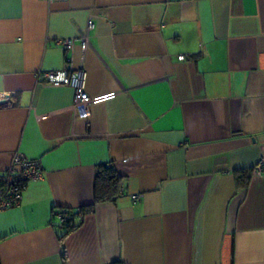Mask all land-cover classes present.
Here are the masks:
<instances>
[{"label":"crops","instance_id":"1","mask_svg":"<svg viewBox=\"0 0 264 264\" xmlns=\"http://www.w3.org/2000/svg\"><path fill=\"white\" fill-rule=\"evenodd\" d=\"M67 61L85 117L38 77ZM14 153L42 177L0 211V264H264V0H0V172ZM102 163L122 193L65 233Z\"/></svg>","mask_w":264,"mask_h":264},{"label":"built area","instance_id":"2","mask_svg":"<svg viewBox=\"0 0 264 264\" xmlns=\"http://www.w3.org/2000/svg\"><path fill=\"white\" fill-rule=\"evenodd\" d=\"M92 27L93 24L91 18H89L87 20L85 33L77 38L83 51L89 46V31ZM74 41V38L58 39V43L63 47L65 52L72 50ZM178 58L182 60L185 56L180 54ZM66 66L67 67L61 70L39 71L38 77L44 84L71 87L74 92L72 105L74 116L85 117L87 115L85 111L87 106L98 98L90 97L85 90L87 79L86 70L83 67L72 69L69 63L66 64ZM262 167H264V161H260L254 168V171L260 173ZM41 177L42 169L38 160L29 159L20 153H14L9 165L0 172V211L19 206L26 184L29 181L37 180ZM131 199L137 201L139 195L132 194ZM55 216L58 217L59 226H61L64 222L69 220L73 214L58 212ZM74 216H76V214H74Z\"/></svg>","mask_w":264,"mask_h":264},{"label":"trees","instance_id":"3","mask_svg":"<svg viewBox=\"0 0 264 264\" xmlns=\"http://www.w3.org/2000/svg\"><path fill=\"white\" fill-rule=\"evenodd\" d=\"M247 173L249 175L248 171H244L241 173L239 172V174H237L236 183L238 186L242 187L248 184L249 177ZM121 193V176L116 172L113 165L111 163H102L97 165L94 174L93 202L91 204L81 207L77 211L70 209H64L59 211L61 213L73 214V216L69 220L64 222L63 225H61L60 227L66 230L65 233L68 232L77 224L75 222L76 216H74V214H76L77 212H90L93 210V206L95 203L113 201ZM59 239L61 240L62 251L64 252L62 236H60Z\"/></svg>","mask_w":264,"mask_h":264}]
</instances>
